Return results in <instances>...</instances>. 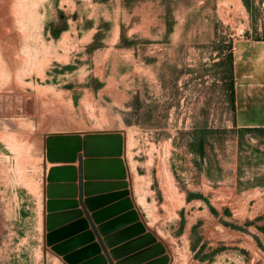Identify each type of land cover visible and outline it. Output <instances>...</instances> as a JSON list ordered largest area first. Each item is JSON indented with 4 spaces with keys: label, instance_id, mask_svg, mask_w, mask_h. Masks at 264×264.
I'll list each match as a JSON object with an SVG mask.
<instances>
[{
    "label": "rangeland",
    "instance_id": "374dc122",
    "mask_svg": "<svg viewBox=\"0 0 264 264\" xmlns=\"http://www.w3.org/2000/svg\"><path fill=\"white\" fill-rule=\"evenodd\" d=\"M83 3L0 0V264H68L63 256L72 252L75 264H109L106 253L112 264H135L136 252L139 264L162 255L166 264H187L183 208L226 190L222 169L256 141L231 123L227 45L241 31L264 32V0H155L156 38L133 37L132 62L117 70L100 68L99 39L85 45L68 36ZM109 72L119 86L103 85ZM95 133L122 138L125 189L143 227L137 247L125 231L100 232L91 220V199L121 190L103 188L101 165L86 164L81 149L79 160L46 159V138ZM50 169H67L68 178L47 181ZM48 185L53 199L79 211L68 215L74 227L59 242L46 243ZM65 241L69 250L51 249Z\"/></svg>",
    "mask_w": 264,
    "mask_h": 264
},
{
    "label": "crops",
    "instance_id": "0c3cea01",
    "mask_svg": "<svg viewBox=\"0 0 264 264\" xmlns=\"http://www.w3.org/2000/svg\"><path fill=\"white\" fill-rule=\"evenodd\" d=\"M94 1L84 0L82 8L77 9L68 36L85 45L99 39L101 69L117 70L121 61L131 64V39L153 40L157 36L155 0H108V4ZM121 37L127 38L122 41V51ZM229 52L231 123L236 131L254 134L256 141L249 151L234 156L222 169L218 181L227 183L226 190L217 194L213 190L207 204L196 199L194 207L183 208V234L190 255L187 264H264V32L241 31L229 39ZM146 65L150 69L149 60ZM120 84L121 78L110 72L103 81L105 86ZM221 245L229 247L228 254L219 252Z\"/></svg>",
    "mask_w": 264,
    "mask_h": 264
},
{
    "label": "water",
    "instance_id": "95a60500",
    "mask_svg": "<svg viewBox=\"0 0 264 264\" xmlns=\"http://www.w3.org/2000/svg\"><path fill=\"white\" fill-rule=\"evenodd\" d=\"M121 146H122V138L118 133H95L83 136L82 139L78 137H48L45 140V149H46V159L49 161H73L75 158L80 159V155L77 154V151L80 149L83 152V156L89 158L90 161L88 163L95 164L97 166H102V171L98 176V180H100V184L104 187H107L109 190H113L115 188H121L119 191L113 192H105L101 195L94 197L91 199L93 205L87 204L88 210L91 212V220L94 223H97V229L102 232V230H116L120 229L125 231L123 237L131 238V245L138 244V234L143 230L141 223L138 220L137 212L132 208V204L130 199L127 197V190L125 189L126 183L123 180L124 178V167L122 160L120 159L121 154ZM85 163V161H84ZM98 167V166H97ZM67 169H50L48 171L46 180L47 181H61L68 178V174L66 176ZM47 196L49 197L48 201H46V210L48 211L45 217V228L52 229V233L47 235L46 243L54 242L63 237V239L70 234L72 231L74 224L68 223L69 214H79L78 210H69L70 208H75V203L72 201H64V200H55V193L51 185L47 187ZM55 196V197H53ZM114 199H120L119 203H112ZM89 200L86 199V203ZM95 203V204H94ZM100 206H97V205ZM83 210V206H80ZM59 209L60 211H56ZM85 211V210H84ZM86 219L89 221L90 217L87 216L86 211L84 212ZM109 219L106 222H102L105 219ZM83 221H79L76 223H80ZM90 228L95 230L96 228L90 223ZM128 224L127 227L122 228ZM122 228V229H121ZM136 232V233H134ZM137 238L134 240V236ZM118 234H114L115 239H118ZM148 238L153 239L150 234H146ZM124 238V239H125ZM65 240V239H64ZM134 240V241H133ZM108 245L110 242L105 240ZM113 242V241H111ZM119 242V241H118ZM102 249V243L99 241ZM112 245L118 244L117 241L111 243ZM129 244V242L127 243ZM70 241H65L63 243H59L55 246H52L51 249L55 251L57 254L65 252L71 247ZM158 250L161 251L160 246L157 244ZM85 251H87L85 249ZM115 251V250H114ZM114 251H110L112 256H115ZM134 251V250H132ZM91 252V250L89 251ZM104 252V250H103ZM135 264L140 263V256L136 252ZM87 255H84L86 258ZM106 259L109 264H112L110 258L107 253L105 254ZM149 258H152L151 255H148ZM63 259L68 264H75L80 259L76 257L75 253H68L63 256ZM93 260H86L84 264H92ZM167 257L162 255L156 257L155 261L150 264H166ZM99 264H103L104 260L99 258ZM132 264H134L132 262Z\"/></svg>",
    "mask_w": 264,
    "mask_h": 264
},
{
    "label": "trees",
    "instance_id": "16d2710c",
    "mask_svg": "<svg viewBox=\"0 0 264 264\" xmlns=\"http://www.w3.org/2000/svg\"><path fill=\"white\" fill-rule=\"evenodd\" d=\"M228 48V54H227V61L229 66V85H228V91H229V101L231 106V111L233 110V87H232V77H231V54L229 52V45H227Z\"/></svg>",
    "mask_w": 264,
    "mask_h": 264
}]
</instances>
